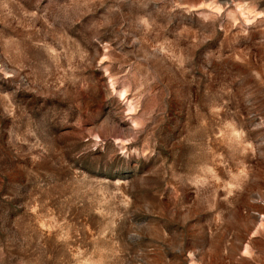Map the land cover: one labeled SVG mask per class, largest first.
<instances>
[{"label":"rangeland","instance_id":"obj_1","mask_svg":"<svg viewBox=\"0 0 264 264\" xmlns=\"http://www.w3.org/2000/svg\"><path fill=\"white\" fill-rule=\"evenodd\" d=\"M0 264H264V0H0Z\"/></svg>","mask_w":264,"mask_h":264}]
</instances>
